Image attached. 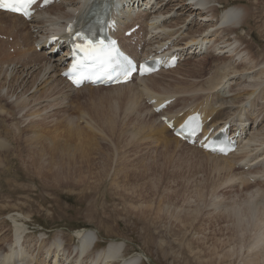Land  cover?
Returning <instances> with one entry per match:
<instances>
[{
    "label": "bare ground",
    "instance_id": "obj_1",
    "mask_svg": "<svg viewBox=\"0 0 264 264\" xmlns=\"http://www.w3.org/2000/svg\"><path fill=\"white\" fill-rule=\"evenodd\" d=\"M80 1H82V0H62V2H60L58 5H54L45 13L38 15L32 23L33 28L38 30V33H36V37H38L37 35H39V34H40V36H39V38H40L41 36H46L48 33L57 32L59 29L61 30L63 25H61L60 27L59 26H56V27L52 26V25H55L56 23L52 22V19L54 16L52 17L51 14L59 16V15H61L60 13H62V9H65V7H62V5L66 4L69 7H74ZM121 1H127V0H121ZM143 1L144 0H140L141 5L139 6V9H138V12L141 14L136 16L134 19H132L129 22V24L122 22V30H126L127 28L131 27L133 25V23L137 20H143L142 23L144 25V28L147 27V24L145 21H149V20L152 21V24L150 25V29L156 31V33H158V34L151 41H149V44L147 46V47H149V49L154 44L160 45L161 42L165 39H167V40H174L175 39V41H176L175 48L177 50H179L182 54L184 53L185 49H187L188 47H192V46H195L194 49L198 51L205 44V41L207 40V38H210V36L214 32L218 31V33L213 34L211 36L214 38V41L212 39L211 40L212 46L207 48L208 54H210V53L215 54V52H217V51H220V53L221 52H228L229 54H232L234 52L235 55L239 54L241 51L246 52L247 57L244 61L245 63H241L239 65L231 64L230 60H228V59H226L227 61H225V59H223L224 57L223 58L217 57L216 61L218 60L219 62L217 64H215L214 67H210L211 76H210V78H208L206 85H202V86L198 87V86H196V85H198L197 83L196 84L195 83L187 84L184 79H178V78L176 79L175 78V81L177 84H181V86L183 85L182 87L181 86L177 87L179 92L181 91V93L183 92V93H189L190 94V95L185 94L188 98L187 99L185 98L184 100L189 99V100L197 101V100L203 99L204 97H206V98H208V100H210V102L208 103L210 110L207 112V116L213 115L214 112H216V113L214 114L213 119L210 120L209 127H214L215 124H222L223 122H230L231 124H234V120H232L233 118H236L238 124L242 125L243 127L248 125V123H246V122H248V121L250 122V125L248 126V138L245 141V143L243 144V146L237 152V155L241 154V153H244V155L238 156V157H236V155L235 156L231 155L230 157H227V158L218 157V156H211L207 153L202 152L199 149H196L194 147H190V146L184 144L183 142L179 141L177 138L173 137L170 134V132H168L166 127H164L159 122H157L156 116L154 114H152L150 112L149 108L143 103L142 99L144 97H146L147 95H155L159 98H167V97L172 98L173 96H176V95H169L170 91L167 89L165 90V86L164 87L162 86V93L156 91V90H158L156 87H161V85L158 86L159 83H158V81H156L157 80L156 78L159 76H162V75H167L169 73H174V71L176 72L177 69H179L180 67H176L174 70H171V71L158 73L157 75H153V76H150L148 78L142 79V81H140L137 84L133 83V84L125 86V87L91 88L90 86H87V87H83L82 89L75 90L69 84H67L64 79L59 77L60 69L58 67L61 63V60L60 59H55V60L53 59L52 60L53 65H51V59L45 54L46 57L43 56L44 62H45V64H44L45 69L43 71L47 70L48 67H50L53 69L52 72L54 73L53 74L54 76H51V78L48 77V79H47L48 81L43 80L41 83L39 82L37 84V87L35 88V90H36L34 92L35 94H33L31 96L29 95L28 98H26L23 95L26 94L28 90H30L31 88L34 87L35 83L41 77L42 70H39L37 73H34L35 71L33 72V69L35 68L36 64L35 65L33 64V66H32L33 69L31 70V68H29L27 73H25L26 78L28 75H30V78L32 77V75H34L33 81L31 82V84L29 86H27V83L24 82V80H22L20 82V84L18 83L15 86V84H16V83H14L15 75L18 74L17 78L21 80L23 78L22 76L24 74V71H15L13 69L15 71V73H14V76H12V73H13L12 69L10 72L7 73L8 68L6 67V69L4 68L5 70H3V65H0V70H1L0 75L3 74L5 76L6 74H9L12 78L11 81L7 79L8 82H7V80H5L4 82L0 81V89H3L6 85H7V88H9L8 89L9 91L6 93V97L9 96L10 92H12L11 94H15L16 90L18 88L21 89V92H22L21 93L22 95L20 94L19 97H16L13 102L7 101L9 98L12 97V95L10 97H7L8 99L3 97V96L0 98V112L4 113V114L0 113L1 115H3V116H0V124H5L4 126H2L0 128V164L9 165L10 163H12L11 162L12 159L17 158L18 153H19V151H18L19 143L17 142L16 133L14 130H12V127L17 126L20 123H24L25 121H28L31 118L32 119H34L36 117L38 118L37 120L34 121V123L31 124V126H34L36 128H39L42 125V122L44 120L49 121L50 119H53L51 121H53V123H55V124L52 127L50 126L52 128V132H56L57 130L60 131L59 129H61L60 127L62 126L63 132L73 136V138L79 139L78 140L79 142H82L84 140L89 142V139L83 133V131L81 130V127L79 126L77 121L73 122L71 117H65V116H63L62 118L59 117L60 119H62V121H60V119H58V116H59L58 113L57 114L54 113L53 115L47 117L46 115L48 113L46 114V112L49 108L56 107V105L57 106H60V105L64 106L65 104H67L64 102V100H67L68 94H70L68 92H71V94L72 93L77 94V93H81L84 89H86V90H89V92L91 94H95V93L100 92L97 90L106 89V90H108V91H106V93L112 94V95H117L116 100L113 101L114 102L113 106H114V110L118 108V111L123 113V114H121L122 119H119V116L116 117V114H120V113H118V112L117 113L116 112L110 113L112 110L110 108L106 107V103L110 102L111 98L108 99V98L99 97L95 101V102L99 103V108L101 109V111L96 110V113H95V116L97 117L98 120H96V121L94 119L91 120L92 119L91 118L89 121L88 117L86 116V113L84 112L85 119H86L85 124L90 128V132H92V133L94 132L93 137L100 134L102 136V138H101L102 141H105V140H107L106 139V136H107L111 141L112 147L114 148V143L116 141L115 140V133L118 132L117 129H119L122 132V130L125 129L126 127H130L133 125L132 126L133 129L130 128V130H132V131H130L132 137H135L138 135L140 141L141 140H149L151 143L158 145L159 147H163L164 150H167V152H168L167 153L168 157L166 156L164 159L165 162H163L160 166L156 164L153 167L154 171L156 169L159 170L162 168L166 172L167 167H169V168H171L169 172L173 171L172 176L176 177V176H178V172L174 173V171H180V170H183L184 168L187 167L189 170L188 169L184 170V172L187 171L189 174V172L190 173L193 172L194 167L196 168V166H198L197 168L198 169L201 168L202 172L204 169L206 170V168H207L205 174L208 173V175L206 174L207 175L206 177L209 179H215L214 181L208 180L211 183H213L214 186L217 184H220V183H217L219 181V179L221 181H223V183L224 182L229 183L232 187H235V184L238 181H240L243 188H244L243 190H245V191L242 190L243 191L242 193H245V196H244V194H242L243 199H241V201H240L244 204V205L242 204L243 208L241 207L239 209H237V208L233 209V207L231 205V210L232 209L233 210L228 214V216H223V214H221V213H218L216 215L214 213V214L210 215L211 218L208 217L209 219L206 218L207 221L205 220L206 222H209L207 224V225H209L207 227L208 229L212 228L210 224L214 223V221H216V222L220 221V220L221 221H223V220L224 221H226V220L230 221L229 227L226 228L228 235H230L229 240L227 241V244L220 242L221 239L217 244H216V242L211 241L209 234L207 235L206 234L207 232L205 233V230L207 228L205 229V228H202L200 226V222H201V220H200V218H201L200 214L201 213L200 212L197 211V212L193 213V210H191V212H186L184 210L185 212H183L182 209H179V210H177L178 215L174 216L176 209H174L173 206L175 204H174V202H172L174 204L172 206L171 204L167 203V201L171 200V199L174 200L176 198V197H174V194L178 190L175 189L172 185V183H174L175 181L170 182V180H167V181H169L166 183L167 186L165 188H162V190H160V189L156 188L157 187L156 185L152 186L149 184L147 186V184H146L147 182L146 183L140 182L139 176L141 177V174H139V176L134 175V177H135L134 179H132V178L129 179L131 175L128 176V174H123V177H120L119 174H121L122 172H120V170L114 169L113 173H112L113 176L111 177L112 181L110 182V185L114 186L117 191L119 189V191L117 193L119 196H123V197L126 196V199L129 200V203H132L130 206V209L133 211L132 213L134 215H137V216L140 215L141 213H143V214L144 213H151L150 210L148 211L145 208L152 206V204L155 203L153 206V207H155V211L153 214L155 215V217L157 219L163 220L164 219L163 216H165V218H169V220H170L173 217L172 222H171V220L170 221L168 220L169 221L168 223L173 228L179 229L180 230L179 232H181L185 236L190 235V234H193V235L197 234L198 235L197 238H195L192 235L190 240L192 243H195V246H196L195 250H194V256L196 258H202V260H201L202 264H226V262H227V264H231V262L228 261V259H231L235 256L237 257L236 260L239 262V264H259V263L264 264V203H263L262 197L261 198L257 197L256 191H254V192L249 191L250 189L247 187V186H249V183L246 179V175L251 176V174H253V175L257 176L260 173L264 174V114H263L264 113V59H262L260 61H259V59H256L257 53L252 50V46L250 45L249 42L241 41L240 38H236V37L230 38L229 37V34H233L237 28L243 29L245 26L249 25L250 14L248 13L247 8H241L235 4L234 5L230 4V6L223 8L224 9L223 12L217 18L216 17L217 16V10L214 9L211 5H209V6L207 5L208 1H212V0H191L192 3H190V4H186L187 3L186 1H188V0H179V1H177V0H155V1L154 0H148L146 5H150V6H146L147 10L145 12H142L141 6L143 5V3H142ZM218 3L221 6L222 3L221 2H218ZM90 6H91V3L88 0H86L85 3L81 4V6L79 8V13L86 14V12L90 8ZM119 6H120V2L118 0H116V7H119ZM175 7L177 8L176 10H178L181 14H183V16L185 15L184 21L181 18L179 22H176V23L173 22L174 23L173 24L170 21H167L166 19H164V21L160 20L161 17H166L168 14H170V12L173 11V9ZM54 9L57 10L58 13H53ZM67 14H69V13H67ZM208 14H210L212 16V18H210V16ZM42 16H46L47 19L41 18ZM61 16H64L63 17L64 20H66L67 18L70 17V15H65V13H63ZM192 16L196 17V21H199L197 19H200V21H202V19H203V24L202 23L199 24V22H198L199 27L197 28V30L192 31V29L191 30L188 29V32L184 33L185 32L183 30L184 25L181 28V25L183 24L182 21L185 22L186 21L185 19L188 20ZM50 17H52V18H50ZM6 18H11L12 21L7 22ZM55 18H56V20L58 19V17H55ZM209 18L213 19V20H214V18H216V20H215V22L212 21V23H210L211 20L209 21L208 20ZM0 19H2L3 22H5V23H10V24L13 23L15 29L21 26L19 23H23V21L20 18L13 16V15H9V14H4V13H0ZM191 20L193 22L195 21L192 18H191ZM218 21L220 22L219 25L223 26V27L219 26V28L216 31H213L212 33L210 31L205 32V30H207L208 28H211L212 26L214 27V25L217 24ZM47 22H50L51 26H49L50 28L47 27L48 29H45V24ZM159 23H160V25H159ZM123 28H125V29H123ZM220 28H221V31H220ZM203 32H205V33H203ZM196 34H197V36L200 35V40L196 39V37H197V36H195ZM218 34H223V36L222 35L218 36ZM22 35L24 37L25 51L21 52L19 55H17V56H20L19 61L20 60L22 61L27 56V54H30L31 46L33 47V43L35 42V40H32V36L28 31L24 32ZM217 44H221L222 46L218 47ZM236 44H239L240 46L234 47V45H236ZM243 44H245V45H243ZM31 52L32 53H31L30 57H28V61L31 62L32 60H34L35 56H37V59L41 58L39 55H37V53L35 51H31ZM208 54L206 56L210 57ZM7 60H8L7 62L4 61L3 63H6L7 65H11L10 63L12 62V59L7 58ZM247 60H248V62H247ZM201 62H202V60H201ZM206 64H207V62L205 60L204 62L200 63L199 66L197 64V66L192 67L190 69L192 71L191 72L188 71V74L186 73L187 75H185V77L189 76L191 78L193 77V79H196L197 77L201 78V75L204 72L203 69L206 66ZM260 65H262V67ZM258 66H260V68ZM248 71H251V76H249L248 78L251 80H254V82L255 81L257 82V84H254L252 86H257V85L263 86L257 92L255 97H253L252 100H250L251 96L254 93L253 92H251V93L246 92L245 93V91H244V94L243 93L239 94V96H237V97L225 96V94L230 92V90H228V91H226L227 89L225 90V85L227 84L226 83L227 81L223 84V82H224L223 80L225 78H227L228 76L231 77L232 74H240L241 75V74H243V72L248 73ZM159 74H161V75H159ZM55 76H56V78H54ZM241 76H239V77H241ZM6 78H8V76H5L4 79H6ZM49 79H50V81H49ZM232 79H234V77ZM158 80H159V78H158ZM43 83H44V85L47 86V88H46V86L43 85L42 86L43 88L41 87L43 89L42 92H39L40 90L38 89V92H39L38 93L37 92L38 85L41 86ZM166 83H167V81H166ZM162 85H164V84H162ZM167 87H168V85H167ZM169 87H170V84H169ZM63 89H64V91H63ZM220 89H222L221 93H220ZM228 89H230V88H228ZM56 90H57V94H58L57 96H56ZM254 92H256V91H254ZM199 93H201V95H197ZM91 94H89V95H91ZM172 94H174V93H172ZM43 96H46V97H43ZM182 96H184V95H179V97H182ZM93 97H94V95H93ZM228 97L230 99H228ZM219 98H220V100H218ZM56 99L58 101L57 104L55 103ZM246 101L252 110H250V111L247 110V107L245 106ZM215 102H216V105L213 106L212 103H215ZM4 105H6V108L7 109L9 108V110H4ZM255 106H257V107L260 106V108H258L259 110H255L257 112L254 114L253 109L255 108ZM104 107L106 108V111L104 110ZM16 108H17V111H15ZM32 108H34V110L32 112H30ZM14 113H15V115H13ZM167 113H172V112H170V110H169V111H167ZM260 116H262V118L259 120V121H261V123L259 124L258 119L260 118ZM20 120H22V121H20ZM9 121L12 123L14 122V124H8ZM48 121L46 123H49ZM255 124H257V125L255 128H253L251 125L254 126ZM250 126H251V128H250ZM113 130H114V135L112 136ZM126 130L124 132H122V134H124L126 132ZM105 131H106V133H105ZM1 137L7 139L8 142H10L11 144L13 142L17 143L16 147L13 148V151L11 153L10 152H3V148L5 147L6 141H5V139L3 140ZM44 137H45L44 133L42 134V131H39L35 135L36 141H34V140H26L25 141V143H26L25 148L27 149V152H32L34 154V156L29 155V158H28L29 159L28 160L29 161V163H28L29 167H31V169L34 172L35 171L38 172L37 174L43 176L44 179L48 178V177L51 178L52 183H54L55 186L58 184L61 185L60 183H65L64 181H61V179H66L65 177H67L69 175H74L77 177L81 175L82 176V178H81L82 182L87 181L88 183H90V190H92V188H91L92 186L94 188L98 189L100 186L104 185V182L107 179L108 172H109L108 166L110 163V160H109L110 156L108 157V153H107V155H105L104 153L101 152L103 150V148L100 151L101 152L100 162L96 164L94 162V160L90 158V162H88V163H90V168H88V167H85L83 163H79V165H77L78 163L75 164L74 157H73L72 153H71V156L68 155L66 157L65 154L63 153V150L65 151L66 148H64V146L59 147L60 146L59 143L54 144L53 142H51V144H52L51 147L49 145H45V144L43 147L38 146L37 142L39 143L40 140L44 139ZM120 137H121V134H120ZM137 139H138V137H137ZM94 143L95 142L93 141V138H91L90 139V145H94ZM118 143H119V141H118ZM120 143H121V141H120ZM128 143H129V141H128ZM123 144H125V143H123ZM32 145H34V148L33 149L29 148V146H32ZM72 147L75 150H77V146L73 145ZM45 148H46V150H45ZM122 148H123V146H122ZM122 148H121V150H122ZM149 149L152 150V148H149ZM107 150H108V148H107ZM153 150H154V148H153ZM158 150H159V148H158ZM160 150H161V148H160ZM94 151L95 152H93L92 154L96 155V150H94ZM116 151L118 152V149L115 146L114 152L116 153ZM122 152H124V150H122ZM153 152L154 151H151V153H153ZM109 153H110L109 155L113 154L111 152H109ZM148 153H150V152H148ZM90 155H91V152H90ZM126 155H128V154L126 153ZM146 155H148V154L146 153ZM30 159H31V161H30ZM130 159H129V162L131 161ZM233 160L235 162L247 160V162L251 165L250 167L257 165V164L260 166L256 168L257 170L254 169V170H251L249 173L241 175V173H238L233 169V165H235V163H232ZM126 162H128V161H126ZM126 162L124 161L125 172H127L126 170H129V168H130V167H128L130 165H128ZM137 162H138V160H137ZM172 162H175V163H172ZM155 163H157V162H155ZM251 163H253V164H251ZM131 164H135V162L134 163L132 162ZM136 165L134 166V168L136 167ZM145 165H143L144 168H145ZM94 167H96V168H94ZM140 168H138V170ZM261 168H262V171L260 170ZM145 169L144 170L146 172L147 166ZM7 170L9 171L10 169H7ZM148 170L150 171L149 168H148ZM166 173L169 175L168 171ZM0 174H1V169H0ZM13 174L15 176V173H13ZM134 174H135V172H134ZM211 175H214L215 177L210 178ZM179 176H180V174H179ZM188 176H187V178H188ZM119 177H120V179H119ZM184 177H185V174H184ZM148 178H149V176H148ZM170 178H172V177H170ZM116 180H120V181L118 182ZM4 182L9 183L11 181L5 180L2 177H0V195H2L3 192L5 191V188L3 186ZM157 182H154V183L157 184ZM48 183H49V181H48ZM149 183H150V181H149ZM229 184H228V186H229ZM68 185L70 186V184H68ZM221 185H222V182H221ZM221 185H217V187L219 188V187H221ZM11 186H12V183H11ZM198 186H200V185H198ZM223 186H224V184H223ZM226 186L227 185H225V187ZM15 187H17V186H15ZM15 187L12 188V190L9 192V197L11 200L14 198V193H18V190ZM154 188L158 190V192H159L158 194L156 193L157 190L153 191ZM191 193H192V191H190V194ZM181 195L184 198V201L182 202V204H185L184 202H186L188 200V199L185 200V197L187 194L185 195L182 192ZM155 196H156V198H154ZM154 199H155V201H154ZM135 200H137V202H135ZM177 200H179V199H177ZM218 201H219V199H218ZM123 203H126V202H123ZM133 203H136V204L133 205ZM166 203L168 205L167 207L165 205H163ZM217 204L218 203H216V201H212L210 206L213 207V206H216ZM163 206H165V207H163ZM229 207H230V205H229ZM175 208H176V206H175ZM225 208L227 209L228 206L227 207L225 206ZM210 210L211 209H209V211ZM216 210H218V209H216ZM1 213H2V210H1ZM175 214H177V213H175ZM209 214H210V212H209ZM173 223L175 224V226L173 225ZM5 224L6 223L4 221L1 222L0 232L3 230L2 226H5ZM176 224H178V225L176 226ZM16 226H14V228H13L14 238L12 241H10L11 238L9 239V242L7 244L8 247H5L6 245L4 246V243H3V245H0V257H1L0 258V264H20L22 262H23L22 264H31L32 263V260H27L26 255L25 256L23 255V251H21V250L14 251L16 248H13V244H15V245L20 244V238L18 236L20 230ZM76 235L78 236V239L80 242V247H78L79 249H78V252L76 251V253H73L72 251H70L68 248H66L65 245L62 247L61 243L63 241H64V243H66V239H64L62 241L63 237H61L60 235H57V234L54 235V239L52 240V242L49 241L48 243L45 244V243L40 241L38 248L36 246L34 250L29 249V248L28 249H29V252L30 251H33V252L37 251V253H38L37 255L39 256V258H41V260H38L39 258H37V260L40 261L39 264H77V262H79L78 261L79 256H82V255L85 258L80 259V261L84 260V262L81 264H134L136 261L134 258L133 259L123 258V260H121L118 263L116 260H117V257L119 256L118 254L122 252V249L119 246V244L114 243V242L108 243L102 249H99V250L96 249L97 239L94 240V237L98 238V236L92 230H89V229L77 230ZM9 237H11V236H9ZM189 237H188V239H189ZM4 238H5V236H4ZM31 240L26 241L25 244H29V246H30V244L32 243ZM190 240H188V241H190ZM4 241H7V240H4ZM216 241H218V240L216 239ZM232 242H234V246H239L238 249L234 248V249L227 250L226 248L229 247ZM26 246H28V245H26ZM220 246L223 250L226 249L227 251L226 252L224 251V253L222 251L220 252L218 250ZM18 249H19V247H18ZM242 249L244 250L243 254L244 255L246 254V256H244L241 253ZM75 250H77V249H75ZM88 250H90V252L88 254H86L85 252H87ZM25 252H28V251H25ZM84 254H86V256H84ZM44 255L50 256V260L54 259L52 261V263H50V262L47 263L46 259L43 258ZM198 261H200V260H198ZM235 262L233 260L232 264H235ZM35 264H38V263L35 262Z\"/></svg>",
    "mask_w": 264,
    "mask_h": 264
},
{
    "label": "rangeland",
    "instance_id": "obj_2",
    "mask_svg": "<svg viewBox=\"0 0 264 264\" xmlns=\"http://www.w3.org/2000/svg\"><path fill=\"white\" fill-rule=\"evenodd\" d=\"M177 1H179V0H177ZM147 2H148V0H146V3ZM218 2L222 3L221 6L219 5ZM186 4H189V3H186ZM230 4L231 5L235 4L241 8H247L248 13L250 14V16H249L250 22H249V25L245 26L243 29L237 28L233 34H229V37L230 38L236 37V38H240L241 41L249 42L250 45L252 46V50L257 53L256 59H259V61L264 59V0H262V1L261 0H212V1H208L207 5L208 6L211 5L214 9L217 10V16L216 17L218 18L220 16V14L222 13V11L224 10L223 8L230 6ZM62 7L69 8V9L72 8V7L67 6L66 4L62 5ZM176 9L177 8L175 7L173 9V11L170 12L171 17L169 18L168 21H170L171 23L179 22L181 18L184 21L185 15L183 16V14H181ZM64 12H68V10L65 9ZM170 14H168L167 16H170ZM65 15H69V14L65 13ZM208 15L210 16V18H212V16L210 14H208ZM55 17H58V19L56 20ZM63 17L64 16H61V15L54 16L52 19V22H55L56 24L52 25V26H55V27L59 26L60 27L61 25H63V24H61V22H59L60 19H63ZM191 18L194 19L195 21L193 22L191 20ZM210 18L208 19L209 21L211 20L210 23H212V21L215 22L216 18H214V20L210 19ZM185 20H186L185 22L182 21L183 24L181 25V28L184 25V28H183V30L185 31L184 33H187L188 29H190V30L192 29V31L197 30V28L199 27V24H201V23L203 24V19H202V21H200V19H197L199 21H196V17H194V16L190 17L188 20L187 19H185ZM6 21L11 22L12 19L6 18ZM198 22H199V24H198ZM215 25H214V27L212 26L211 28H208L207 30H205V32L210 31L212 33L213 31H216L220 25L219 24H215ZM220 27H222V26H220ZM26 30H27V28L25 27V31ZM220 31H221V28H220ZM205 32H203V33H205ZM216 33H218V31L214 32L213 34H216ZM221 35L223 36V34H218V36H221ZM39 36H40V34H39ZM195 36H197V34ZM211 36H210V38H207V40L205 41L204 45L206 48L212 46L211 40L213 39V41H214V38ZM197 37H196V39L200 40V35ZM152 39H150L149 41H151ZM243 45H245V44H243ZM217 46L221 47L222 45L217 44ZM235 46H240V45L236 44V45H234V47ZM194 47L195 46L188 47L187 49H185L184 53L187 52V56H190L192 54L191 55V57H192L195 53L196 54L192 58L183 62L182 66H180V68L177 69V71H176L177 73L174 71V73L162 75V76L157 77L156 78L157 80L155 79L159 83L158 86L161 85V87H156L161 93H162V86L163 87L165 86V90L167 89L170 91L169 95H176V96L184 95V96H186L185 94H189V93H183V92L181 93V91L179 92L177 87L181 86V84H177L175 81V78L176 79L177 78L178 79H184L187 84H190V83L196 84L197 83L198 85H196V86H198V87L202 86V85H206L208 78H210V76H211L210 67H214V65L219 62L218 60L216 61L217 57L218 58L224 57L223 59H225V61H227L226 59H228V60H230L231 64H233V65H239L241 63H245L244 61L247 57V54L244 51H241L237 55H235L234 52L232 54H229L228 52H221L220 53V51L215 52V54H213V53L208 54L207 49H206V51H205V49H203L202 51H201V49L197 51L194 49ZM147 49H149V47H147ZM51 50H52V48H51ZM39 54H41V52ZM39 54L37 53V55H39ZM45 54H46V52H44V54H41V56L39 55L41 58H38V60L44 61L43 56H45ZM207 54L210 57L206 56ZM53 57L57 58L58 56L57 55L51 56V57L49 56V58L51 59V65H53V63H52ZM204 59L206 60L207 64L203 69L204 72L202 73L201 78H198L197 76H196L197 77L196 79H193V77L191 78L189 76L185 77V75L188 74V71H190V72L192 71V70H190L192 67L197 66V64L199 66L200 63L205 61ZM201 60H202V62H201ZM247 62H248V60H247ZM10 64H12V62ZM35 64H36V66L34 69L32 68V66H29L27 69H24V67L28 66V65H25L19 69H17L18 65L11 66V65L5 64V66H3V70H5L6 67L7 68L9 67L7 69V73L10 72L12 69V71H13L12 76H14L15 71H24V74L22 76L23 78L21 80L17 78L18 74L15 75V80H14V83H16L15 86L18 83L20 84V82L22 80H24V82L27 83V86H29L31 84V82L33 81L34 75H32L31 78H30V75H28L27 78L25 77V73H27L29 68H31V70L33 69V72L35 71L34 73H37L39 70H42L41 77L35 83L34 87L31 88L30 90H28L27 93L23 95L26 98H28L29 95L31 96V95L35 94L34 93L36 91L35 88L37 87V84L39 82L41 83L43 80H47L48 77L51 78V76H54L53 75L54 73L52 72L53 69L50 67H48L47 70L43 71L45 69V65H44L45 62H43V64H41L39 61H35L34 65ZM13 65H15V64H13ZM260 66L262 67V65H260ZM260 66H258V67L260 68ZM0 72H1V70H0ZM159 75H161V74H159ZM241 75L240 74H232L231 77L228 76L227 78H225L223 80L224 81L223 84L227 81L226 82L227 84L225 85V90L226 89H227L226 91L230 90V92L226 93L225 96L237 97V96H239V94H242V93L244 94V91H245V93L246 92H248V93L253 92L254 94L250 98V100H252V98L255 97L257 92L263 86H258V85L252 86L254 84H257V82L256 81L254 82V80H251L248 78L249 76H251V71H248V73L243 72V74H241ZM5 76H8V78L4 79ZM5 76L3 74L0 75V81L1 82H4L7 79L11 81L12 78L9 74H6ZM239 76H241V77H239ZM233 77H234V79H232ZM54 78H56V76ZM158 78H159V80H158ZM8 80H7V82H8ZM49 81H50V79H49ZM166 81H167V83H166ZM162 84H164V85H162ZM169 84H170V87H169ZM43 85H44V83L41 86L38 85L37 92H38V89L40 90L39 92H42V90H43L42 86ZM167 85H168V87H167ZM44 86H46V85H44ZM46 88H47V86H46ZM228 88H230V89H228ZM8 89L9 88H7V85L3 89H0V98L2 96L7 98V97H10L12 95L11 98H9V99L7 98L8 99L7 101H9V102H13L15 100V98L19 97L20 94L22 93L21 89L18 88L17 89L18 91L16 90L15 94H11L12 92H10L9 96L6 97V93L9 91ZM222 89H220V93L222 92L221 91ZM84 90H86V89H84ZM63 91H64V89H63ZM97 91H100V92L95 93V94H91L89 91H87V92L77 93L76 96H72V95H74V93L71 94V92H68L70 94H68L67 100H64V102L67 104H65L64 106H61V105L57 106L56 105V107L49 108L46 112V114L48 113L46 115L47 117L53 115L54 113H56V114L58 113V115H59L58 119H60L59 117L62 118L63 116L71 117L73 122L77 121L76 119L79 118L77 122H78L79 126L81 127V130L83 131V133L89 139V142H87L85 140L82 142H79L78 141L79 139L73 138V136L63 132L62 126L60 127L61 129L58 128L60 131L57 130L56 132H52L51 127L55 124V123H53V121H51L53 119H50L49 121L44 120L45 122L43 121L42 125L39 128L31 126V124L34 123V121L38 119L37 117L34 119L31 118L30 120L25 121L24 123H20L19 125L12 127V130H14L16 133V138H17V142L19 143V149L20 150L18 149V151H19L18 156L16 159H12V161H11L12 163H10L9 165L0 164V167H1L0 168L1 169L0 177H2L5 180L11 181L9 183L4 182L3 186L5 188V191L3 192L2 195H0V224L2 221H4L6 223L5 226H2L3 230L1 229L2 231L0 232V245H3V243H4V246L6 245L5 247H8L7 244L9 242V239L11 238L10 241H12L14 238L13 228H14V226L17 225L16 227L20 230L19 235H18L20 238V244H18V245L13 244V248H16L14 251H17V250L23 251V255L24 256L26 255L27 260H32L31 264H35V262H37L39 264L40 261H38V260H41V258H39V256L37 255L38 254L37 251H34V252L30 251L29 252V249L34 250L36 246L38 248L40 241L45 243V244L48 243L49 241L52 242V240L54 239V235L57 234V235H60L61 237H63L62 241L64 239H66V243H64V241H63L61 243V246L63 247L65 245L66 248H68L70 251H72L73 253H76V251L78 252V249H79L78 247H80V245H79L80 242H79L78 236L76 235V231L82 230V229H89V230H92L98 236V238L94 237V240L97 239L96 249H98V250L102 249L104 246H106L110 242H114V243L119 244V246L122 249V252L118 254L119 256L117 257V260H116L118 263L121 260H123V258H125V259H133L134 258L136 260L134 264H202V261H201L202 258H196L194 256V250H195L196 246H195V243H192L190 240V238L192 237L193 234L186 235L187 236L186 237L181 232H179L180 231L179 229L173 228L168 223L170 220H171V222L173 221V217L170 220H169V218H165V216H163L164 217L163 220L157 219L155 217V215L153 214L155 211V207H153L155 203L152 204V206L145 208L148 211L150 210L151 213H144V214L141 213L138 216L134 215L132 213L133 211L130 209V206L132 203H129V200L126 199V196H124V197L119 196L117 194L119 189L117 191L114 186L110 185V182L112 181L111 177L113 176L112 175L113 170L114 169L120 170V172H122L121 174H119L120 177H123V174H128V176L131 175L129 179H131V178L134 179L135 178L134 175L139 176V174H141V177L139 176L140 182H144V183L147 182L146 183L147 186L149 184L152 186L156 185L157 186L156 188L160 189V190H162V188H165L167 186L166 183L169 182L167 180H170V182L175 181L174 183H172V185L175 189L178 190L174 194V197H176V198L174 200L171 199V200L167 201V203L171 204L172 206L175 204L173 207H174V209H176L175 213H177V214L174 213V216L178 215L177 210H179V209H182L183 212H185V211L191 212V210H193V213H195L198 211L201 213L200 214L201 215L200 226L202 228H205V229L209 226V225H207L209 222H206L207 221L206 218L207 219L211 218L210 217L211 214L215 213L217 215L218 213H221V214H223V216H228V214L234 208L235 209L236 208L239 209L241 207L243 208L244 204L242 202H240L241 199H243L242 194H244V196H245V193H242L243 191H245V190H243L244 188H243L242 184H240V182L238 181L235 184V187H232L229 183H225V182L223 183V181H221L219 179V181L217 183H220V184H217V185H221V182H222V185H221V187L218 188L217 185L214 186L213 183L208 181V180L214 181L215 179H209L206 177L208 175V173H206L207 175L205 174L207 168H206V170L204 169L202 172L201 168L200 169L197 168L198 166H196V168L194 167L193 172H191V173L189 172V174L187 171L184 172V170L188 169L187 167L184 168L183 170H180V171H174V173L178 172V176H176V177L172 176L173 171L169 172L171 169L169 167H167V171H168L169 175L166 173L167 171L165 172L164 169H162V168L159 170L156 169L154 171L153 167L156 164L160 166L163 162H165L164 159L166 156L168 157V154H167L168 152H167V150H164L163 147H159L158 145L151 143L149 140H141L140 141L138 135L135 137H132L131 133H130V131H132V130H130V128H132L133 125L123 129L122 132H124L127 128L129 129V130L127 129L124 134H122V132L119 129H117L118 132L115 133V140L116 141L114 143V148L112 147L111 141L107 136H106L107 140H105V141H102V139H101L102 136L100 134L93 137L94 132L93 133L90 132V128L85 124L86 119H85L84 112L86 113V116L88 117L89 121L91 118H92L91 120H93V119L95 121L98 120L97 117L95 116V113H96V110L101 111V109L99 108V103H97L95 101L99 97L108 98V99L111 98V101L106 103V107L110 108L112 110L110 113H115V112L120 113V114H116V117L119 116V119H122L121 114H123L122 112L118 111V108L114 110V106H113L114 102L113 101L116 100L117 95H112V94L106 93V91H108L106 89L97 90ZM254 91H256V92H254ZM172 93H174V94H172ZM89 94H91V95H89ZM57 95L58 94H57V90H56V96ZM93 95H94V97H93ZM197 95H201V93H199ZM43 97H46V96H43ZM229 97H228V99H230ZM72 98H74V99H72ZM218 100H220V98ZM55 103L56 104L58 103L57 99H56ZM245 103L244 104L247 107V110L248 111L252 110L251 107H249V104L247 103V101ZM212 105L213 106L216 105V102L212 103ZM173 108H174V104L172 106H170L167 109V111L170 110V112H171V110ZM258 108H260V106H258V107L255 106V108L253 109L254 114L257 112L255 110H259ZM4 110H9V108L7 109L6 105H4ZM33 110H34V108H32L30 112H32ZM104 110L106 111L105 107H104ZM15 111H17V108ZM81 112H82V114L80 115L79 113H81ZM0 113L4 114L2 112H0ZM215 113L216 112H214V114ZM1 114H0V116H3ZM170 114H172V113H170ZM13 115H15V113ZM261 118H262V116H260L258 121ZM232 120H234V123H235V121L237 122L236 118H233ZM20 121H22V120H20ZM47 121L49 123H46ZM60 121H62V119H60ZM80 121H82V123H80ZM246 123H248V126L250 125L249 121ZM260 123H261V121H259V124ZM8 124H14V122L12 123L9 121ZM4 125L5 124H0V128ZM256 125L257 124H255L254 126L253 125H251V126L253 128H255ZM251 126H250V128H251ZM39 131H42V134L44 133L45 137H44V139L40 140L39 143L37 142L38 146L43 147L45 144V145H49L51 147L52 146L51 142H53L54 144L59 143L60 144L59 147L64 146V148H66L65 151L63 150V153L65 154L66 157L68 155L71 156V153L73 154L74 162H75V164L78 163L77 165H79V163H83L85 167L90 168V163H88V162H90V158L93 159L94 162L97 164L101 160V152L104 153L105 155H107V153H108V157L110 156L109 157L110 163L108 166L109 172H108L107 179L104 182V185L100 186L98 189L94 188L92 186L91 187L92 190H90V183H88L87 181L82 182L81 181V178H82L81 175L78 177L74 176V175H69V176L65 177L66 179H61V181H64L65 183H60L61 185L58 184L55 186L54 183H52L51 178L48 177V178L44 179L43 176L37 174L38 172L35 171L36 172L35 173L31 169V167H29V164H28L29 163V161H28L29 155L34 156V154L32 152H27V149L25 148V145H26L25 141L26 140L36 141L35 135ZM105 133H106V131H105ZM120 134H121V137H120ZM113 135H114V130L112 132V136ZM137 137H138V139H137ZM1 138L3 140L5 139L3 137H1ZM91 138H93V141L95 142L94 145H90V139ZM5 141H6V144H5V147L3 148V152H10L11 153L13 151V148L16 147L17 143L13 142L11 144L10 142H8L7 139H5ZM118 141H119V143L121 141V143L119 144ZM128 141H129V143H128ZM123 143H125V144H123ZM73 145L77 146V150H75L72 147ZM121 145L123 146V148ZM115 146L118 149V152L116 151L117 154L114 152ZM120 147L122 148V150H124V152H122ZM29 148L33 149L34 145L29 146ZM102 148L104 151L102 150ZM107 148H108V150H107ZM149 148H152V150H150ZM153 148H154V150H153ZM158 148H159V150H158ZM160 148H161V150H160ZM45 150H46V148H45ZM94 150H96V155L92 154L93 152H95ZM108 151L113 153V154L109 155L110 153ZM151 151H154V152L151 153ZM90 152H91V155H90ZM148 152H150V153H148ZM126 153L128 155H126ZM146 153L148 155H146ZM242 155H244V153L238 154V155H236V157L242 156ZM129 159L131 160L130 162H129ZM137 160H138V162H137ZM30 161H31V159H30ZM124 161L125 162L128 161L126 163L128 165H130V166H128V167H130L129 170H126L127 172H125ZM132 162L133 163L135 162V164H131ZM155 162H157V163H155ZM239 162H242V164H245V162H243V161H239ZM239 162H235L234 160L232 161V163H235V164H238ZM172 163H175V162H172ZM251 164H253V163H251ZM135 165H136V167L134 168ZM143 165H145V168L147 166L146 172H145L146 169L144 168ZM249 166H251V165H249ZM259 166L260 165L257 164V165H254L252 167H255V170H257L256 168ZM252 167H250V168H252ZM94 168H96V167H94ZM138 168H140V169L138 170ZM148 168L150 169V171L148 170ZM7 169H10V170L8 171ZM236 170L240 171L239 169H235V171ZM251 170H254V169H251ZM251 170H249L248 172H250ZM260 170L262 171V168ZM134 172H135V174H134ZM13 173H15V176ZM239 173H241V175H242L243 174L242 170ZM179 174H180V176H179ZM184 174H185V177H184ZM148 176H149V178H148ZM187 176H188V178H187ZM249 176L250 175H248V177ZM254 176L256 177V175H254ZM120 177H119V179H120ZM170 177H172V178H170ZM213 177H215V176L214 175L210 176V178H213ZM47 180L49 181V183ZM116 181L119 182L120 180H116ZM149 181H150V183H149ZM154 182H157V184H155ZM11 183H12V186H11ZM248 183H249V181H248ZM68 184H70V186ZM223 184H224V186H223ZM228 184H229V186H228ZM198 185H200V186H198ZM225 185H227V186L225 187ZM15 186H17V187H15ZM14 187L18 190V193H14V198L11 200L9 197V192ZM247 187L250 189V190L248 189L249 191H253V192L256 191L257 197H259V198L262 197L263 203H264V174L263 173H260V175L256 177L255 182L251 183V184L249 183V186H247ZM157 189L154 188L153 191L157 190ZM190 191H192L191 194H190ZM182 192L185 195L187 194L185 197V200L186 199H188V200L186 202H184L185 204H182V202L184 201V198L181 195ZM156 193L157 194L159 193L158 190ZM154 198H156V196ZM177 199H179V200H177ZM218 199H219V201H218ZM154 201H155V199H154ZM212 201H216V203H218V204L216 206L212 207V206H210ZM123 202H126V203H123ZM135 202H137V200H135ZM172 202H174V204ZM167 203L163 204V205H165L167 207L168 206ZM135 204L136 203H133V205H135ZM229 205H230V207H229ZM231 205L233 207L232 210H231ZM165 206H163V207H165ZM175 206H176V208H175ZM225 206L226 207L228 206V208L226 209ZM209 209H211V210L209 211ZM216 209H218V210H216ZM1 210H2V213H1ZM209 212H210V214H209ZM173 225L175 226L174 223H173ZM177 225L178 224H176V226ZM210 225L212 228H210V229L207 228L206 229L207 231L205 230V233L207 232L206 234L207 235L209 234L211 241L216 242V244H217L221 239L220 242L227 244V241L229 240L230 235H228L226 228L229 227L230 221L229 220H226V221L220 220L217 222L214 221V223H212ZM4 236H5V238H4ZM9 236H11V237H9ZM193 236L195 238L198 237L197 234L193 235ZM188 237H189V239H188ZM216 239L218 241H216ZM4 240H7V241H4ZM30 240L32 242L30 244V246H29V244H25L26 241H30ZM188 240H190V241H188ZM26 245H28L29 247ZM18 247H19V249H18ZM238 247L239 246H234V242H232L230 244V246L227 247L226 249L227 250L234 249V248L238 249ZM75 249H77V250H75ZM226 249L223 250L220 246L218 250L220 252L222 251L224 253V251L225 252L227 251ZM25 251H28V252H25ZM243 251L244 250L242 249V252H241L242 254H243ZM89 252H90V250H88L85 253L88 254ZM27 254H29V255H27ZM86 254H84V256H86ZM244 256H246V254ZM49 257L50 256H48V255L43 256V258L46 259L47 263H49V262L52 263V261L54 259L50 260ZM37 258H39V259L37 260ZM82 258L84 259L85 257H83V255L79 256V259H78L79 262H77V264H81L84 262V260L80 261V259H82ZM236 259H237V257L235 256L231 259H228V261H230L232 264L233 260H234V262L236 261L235 264H239V262ZM198 260H200V261H198ZM22 263H20V264H22ZM226 264H227V262H226Z\"/></svg>",
    "mask_w": 264,
    "mask_h": 264
},
{
    "label": "snow or ice",
    "instance_id": "obj_3",
    "mask_svg": "<svg viewBox=\"0 0 264 264\" xmlns=\"http://www.w3.org/2000/svg\"><path fill=\"white\" fill-rule=\"evenodd\" d=\"M33 3H35V0H0V9L18 13L27 17L28 15H30L28 9ZM77 37L83 42L82 44L78 45V47L86 54L90 52L95 53L104 51L103 42H100L99 45L94 46L92 42L89 41L85 36L78 33ZM132 70L133 69L131 68V65H129L128 68L124 71L125 79H127ZM147 71L148 69L141 68L142 74ZM73 83L78 85L79 82L76 79H73Z\"/></svg>",
    "mask_w": 264,
    "mask_h": 264
}]
</instances>
